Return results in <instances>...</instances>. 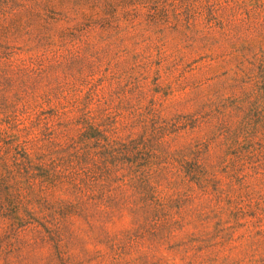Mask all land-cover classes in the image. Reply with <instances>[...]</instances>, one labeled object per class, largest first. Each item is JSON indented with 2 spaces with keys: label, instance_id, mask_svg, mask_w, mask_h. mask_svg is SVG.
<instances>
[{
  "label": "rangeland",
  "instance_id": "374dc122",
  "mask_svg": "<svg viewBox=\"0 0 264 264\" xmlns=\"http://www.w3.org/2000/svg\"><path fill=\"white\" fill-rule=\"evenodd\" d=\"M0 264H264V0H0Z\"/></svg>",
  "mask_w": 264,
  "mask_h": 264
}]
</instances>
